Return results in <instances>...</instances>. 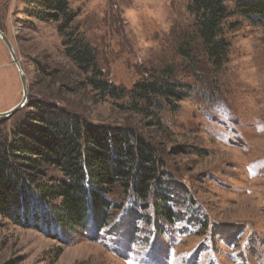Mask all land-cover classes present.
Here are the masks:
<instances>
[{
    "label": "rangeland",
    "instance_id": "rangeland-1",
    "mask_svg": "<svg viewBox=\"0 0 264 264\" xmlns=\"http://www.w3.org/2000/svg\"><path fill=\"white\" fill-rule=\"evenodd\" d=\"M190 2L70 0L75 27L97 51L100 77L125 91L117 99L79 84L88 74L67 55L58 22L24 24V0H0V28L26 74L28 99L47 90L85 120L131 124L154 139L168 178L180 184L172 224L121 188L110 195L120 208L100 228L90 221L65 234L0 215V264H264V21L239 14L225 21L230 48L217 70L197 37ZM186 41L188 57L180 50ZM168 66L192 90L177 105L165 103L155 124L129 110L131 89ZM22 97L18 68L0 37V113ZM24 111L0 116L1 141ZM179 147L187 152L177 154Z\"/></svg>",
    "mask_w": 264,
    "mask_h": 264
},
{
    "label": "trees",
    "instance_id": "trees-1",
    "mask_svg": "<svg viewBox=\"0 0 264 264\" xmlns=\"http://www.w3.org/2000/svg\"><path fill=\"white\" fill-rule=\"evenodd\" d=\"M188 10L203 51L217 70L227 62L230 48L225 21L236 14L256 24L264 21V0H191ZM22 12L24 24L59 23L67 55L88 74L79 81L81 86L90 85L112 98L125 95L124 89L100 77L97 51L75 27L77 12L70 8V0H24ZM229 26L235 28V24ZM180 50L188 57L191 43L186 41ZM189 69L196 73L192 65ZM174 73L168 66L161 75L148 74L134 83L129 110L160 124L164 104L177 105L192 90ZM62 78L67 81L66 76ZM64 101L47 90L42 98L28 99L24 117L12 128L11 137L0 140V215L22 226L65 234L85 230L90 221L100 228L120 208L110 195L121 188L134 196L135 204L153 207L158 219L175 222L180 212L174 205V189L180 184L168 178L154 139L131 124L85 120ZM183 151L187 149L176 150L177 154Z\"/></svg>",
    "mask_w": 264,
    "mask_h": 264
},
{
    "label": "water",
    "instance_id": "water-1",
    "mask_svg": "<svg viewBox=\"0 0 264 264\" xmlns=\"http://www.w3.org/2000/svg\"><path fill=\"white\" fill-rule=\"evenodd\" d=\"M0 37L1 39L4 41V43L6 44L7 48L9 49L10 55L12 57L13 63L17 66L18 68V72L21 78V82L23 85V97L20 103H18V105H16L15 107H13L12 109H10L9 111L0 113V116H4V117H8L12 114H14L16 111L22 109L25 104L28 101V85H27V77L26 74L22 68L20 59L17 55V52L15 50V47L12 43V41L10 40V38L5 34V32L0 28Z\"/></svg>",
    "mask_w": 264,
    "mask_h": 264
}]
</instances>
